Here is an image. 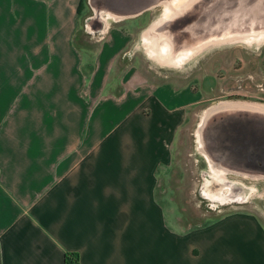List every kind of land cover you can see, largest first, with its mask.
<instances>
[{
  "label": "crops",
  "instance_id": "crops-1",
  "mask_svg": "<svg viewBox=\"0 0 264 264\" xmlns=\"http://www.w3.org/2000/svg\"><path fill=\"white\" fill-rule=\"evenodd\" d=\"M159 1L112 0L123 15L115 23L134 28ZM79 2L0 0V264H264L255 213L170 224L159 199L178 209L168 170L194 109L250 63L210 60L202 75L163 82L120 75L130 27L112 26L99 45L77 42ZM258 98L247 103L264 107ZM203 129L217 167L264 176V116H214Z\"/></svg>",
  "mask_w": 264,
  "mask_h": 264
},
{
  "label": "rangeland",
  "instance_id": "rangeland-1",
  "mask_svg": "<svg viewBox=\"0 0 264 264\" xmlns=\"http://www.w3.org/2000/svg\"><path fill=\"white\" fill-rule=\"evenodd\" d=\"M220 2L221 1L219 0H211L209 5V10L213 13L211 19L207 18L206 15L201 16L198 13L197 16L189 18V24L196 26L210 19V23L213 24L212 27L224 28V26L231 23L242 22L252 33L264 31V0H249L242 8L244 11L243 13H237L238 15L236 14L233 16L234 13L225 12L228 14L225 18H221L223 16L221 15L223 8L221 7ZM228 3V10L234 11L237 7V2L235 0H229ZM112 5V0H85L83 16L80 21L82 31L77 33L76 41L83 42L84 45L89 44V46H94L96 44L99 45L107 36L109 30L113 28L112 26L123 24V26L130 27V42L124 53L131 61L129 65H116L114 72H117L118 74L120 73V75L130 69V72L132 73H140L146 76L147 74H154L156 82H163L170 73L189 74V77L202 75L204 73L205 64L210 60V62H214L216 65H228L229 63H234V66L236 67L241 66L243 61L250 63V69L244 67V70L236 75V77H232L233 79L230 78L225 81V91H222V93L219 94H217V91L215 92L216 94L211 93L213 97L206 96L205 101L194 109V117L189 122V130L185 132L181 146L176 149L178 158L168 170L173 174V177L170 178L172 179V186H175L177 192L167 195L176 202L178 209H176V207L168 200L164 199L163 195L160 193L159 199L165 207L167 222L170 224H174V219L177 215L179 218H189V226L194 227L208 223L228 212L248 211L258 215L264 225V176L260 175L259 177H254L255 175H253L254 178H250L249 176H244L245 174H228L226 176L227 183L225 186H229L231 189L226 192V196L224 195L222 200L225 201L221 200L217 202L215 200L216 202H214L212 199L204 198L202 186L204 181L208 178V170L206 162L202 157V152L198 150L196 138V134L199 130V122L203 117V112L211 105L234 100L249 102L257 100L255 99L256 96L264 98V80L262 79L264 78V45L258 49H246L243 46H232L212 50L205 55L198 57L194 61H191L180 71L158 68L147 59L144 48L141 44V36L144 30L161 16L162 10L159 11L157 8H152L146 13V15H144L141 22H139L140 24L134 27L136 29L132 27L133 25L131 21L125 20L121 23H115L118 21L114 22L110 19L104 20L103 18H105V15L102 14V19L97 24V30L92 29L93 31H90L89 29L94 27L91 25L92 19L95 16V7L103 11L115 13L118 16L122 15V13L116 10ZM161 8L163 9L162 6ZM194 8L199 12L200 10L202 11L201 6ZM121 19H123V17ZM237 49L243 52V57L241 56L242 61L237 59L239 58ZM80 50V55H82L81 58L85 60V51L83 48ZM245 52L247 54H245ZM255 63L258 64L257 67H259L256 71L258 77L257 81L254 80ZM232 94H240L241 98L232 99V97H229V95ZM204 130L206 129H201L200 132L202 140L204 141V144H206L204 147L207 152H210L211 154H213L212 152H215L214 154H219L218 150H215V141L209 136L208 131H206L204 135L202 132ZM241 130L244 139L243 134L246 131L244 129ZM247 150H243V155L247 154ZM242 171L254 172L249 168H243ZM263 172L264 171H258V173Z\"/></svg>",
  "mask_w": 264,
  "mask_h": 264
},
{
  "label": "bare ground",
  "instance_id": "bare-ground-1",
  "mask_svg": "<svg viewBox=\"0 0 264 264\" xmlns=\"http://www.w3.org/2000/svg\"><path fill=\"white\" fill-rule=\"evenodd\" d=\"M219 1H221L220 5L223 8L221 18H225L228 15L225 12L234 13L233 16L237 13H243L242 8L249 0H235L237 7L234 11L228 10L229 0ZM159 2L163 7L161 16L145 29L141 36V44L147 59L158 68L180 71L191 61L212 50L232 46L258 49L264 45V31L252 33L242 22H234L224 26V28L212 27L213 24L210 23V19L213 13L209 10L211 0H160ZM198 6H201L202 11L199 12L194 8ZM94 13L95 16L91 25L94 27L102 19V14L105 15L104 20L110 19L115 22L122 18L121 15L118 16L96 7ZM198 13L201 16L206 15L210 19L196 26L189 24V18L197 16ZM239 112L264 116V112L255 109L254 103L226 101L214 104L205 110L199 122V130L196 134L198 150L202 152L201 154L208 162L210 169L208 178L203 183L202 193L214 202L221 201L224 195L226 196V192L230 191L231 188L225 184L227 183L226 176L232 170L217 167L212 162L204 152L200 131L211 116L222 117Z\"/></svg>",
  "mask_w": 264,
  "mask_h": 264
},
{
  "label": "flooded vegetation",
  "instance_id": "flooded-vegetation-1",
  "mask_svg": "<svg viewBox=\"0 0 264 264\" xmlns=\"http://www.w3.org/2000/svg\"><path fill=\"white\" fill-rule=\"evenodd\" d=\"M153 8H157L159 11L160 10H163L162 8H161V5H159V4H157L155 7H153ZM237 54L239 55L238 57L241 59V61H242V57H243V52L241 51V50H239V49H237ZM245 54H247L246 52H245ZM242 56V57H241ZM257 63V62H256ZM255 63V68H254V71H255V77H254V80L255 81H257V79H258V77H257V69L259 68V67H257L258 66V64H256ZM260 79H261V77H260ZM263 80H264V78H262ZM229 97H232V99H239V98H241V96H240V94H238V95H229ZM259 99V98H258ZM263 100V99H262ZM264 102V101H263ZM255 109L256 110H258V111H260V112H264V107L263 106H261V105H257V104H255ZM211 117H213V116H211ZM204 196V198H206L205 197V195H203ZM206 199H208V198H206Z\"/></svg>",
  "mask_w": 264,
  "mask_h": 264
},
{
  "label": "trees",
  "instance_id": "trees-1",
  "mask_svg": "<svg viewBox=\"0 0 264 264\" xmlns=\"http://www.w3.org/2000/svg\"><path fill=\"white\" fill-rule=\"evenodd\" d=\"M84 5H85V0H80L79 6H78V9H77V16L80 19L83 16Z\"/></svg>",
  "mask_w": 264,
  "mask_h": 264
}]
</instances>
